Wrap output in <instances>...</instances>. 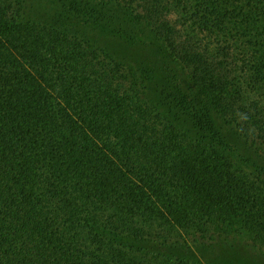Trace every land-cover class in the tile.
I'll return each mask as SVG.
<instances>
[{
    "label": "trees",
    "instance_id": "trees-1",
    "mask_svg": "<svg viewBox=\"0 0 264 264\" xmlns=\"http://www.w3.org/2000/svg\"><path fill=\"white\" fill-rule=\"evenodd\" d=\"M225 130L264 159V0H0V264H203L236 228L264 254Z\"/></svg>",
    "mask_w": 264,
    "mask_h": 264
},
{
    "label": "rangeland",
    "instance_id": "rangeland-1",
    "mask_svg": "<svg viewBox=\"0 0 264 264\" xmlns=\"http://www.w3.org/2000/svg\"><path fill=\"white\" fill-rule=\"evenodd\" d=\"M46 2L49 0H41V4ZM189 26V31L198 30L194 24H189ZM97 39L99 44L106 50L112 51L118 60L136 65H150L158 70L160 75H164L161 54L154 46L142 43L133 45L129 43L128 45L126 41H120L109 35H102ZM164 83L165 80L162 81L157 77L153 85L161 90ZM181 124L184 128L195 132L192 126L184 122ZM225 133L228 135V144L221 148L222 152L239 171L250 176L260 174L264 178V159L237 138L234 133L228 130H225ZM232 236L234 239L229 242H218L208 247L185 246L180 256L203 264H264V254L253 245V237L249 232L236 228L232 231Z\"/></svg>",
    "mask_w": 264,
    "mask_h": 264
}]
</instances>
